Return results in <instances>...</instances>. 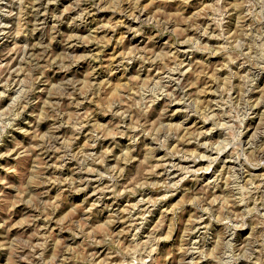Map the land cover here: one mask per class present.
Here are the masks:
<instances>
[{
	"label": "rangeland",
	"instance_id": "obj_1",
	"mask_svg": "<svg viewBox=\"0 0 264 264\" xmlns=\"http://www.w3.org/2000/svg\"><path fill=\"white\" fill-rule=\"evenodd\" d=\"M0 264H264V0H0Z\"/></svg>",
	"mask_w": 264,
	"mask_h": 264
},
{
	"label": "bare ground",
	"instance_id": "obj_2",
	"mask_svg": "<svg viewBox=\"0 0 264 264\" xmlns=\"http://www.w3.org/2000/svg\"><path fill=\"white\" fill-rule=\"evenodd\" d=\"M126 2V1H125ZM103 5V4H102ZM134 8V7H133ZM132 10V9H131ZM140 11V10H139ZM129 17V16H128Z\"/></svg>",
	"mask_w": 264,
	"mask_h": 264
}]
</instances>
